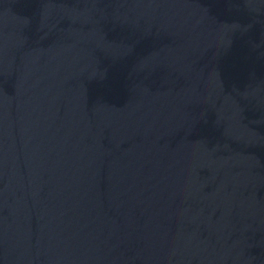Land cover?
Listing matches in <instances>:
<instances>
[{
  "label": "water",
  "instance_id": "water-1",
  "mask_svg": "<svg viewBox=\"0 0 264 264\" xmlns=\"http://www.w3.org/2000/svg\"><path fill=\"white\" fill-rule=\"evenodd\" d=\"M0 264H264V0H0Z\"/></svg>",
  "mask_w": 264,
  "mask_h": 264
}]
</instances>
